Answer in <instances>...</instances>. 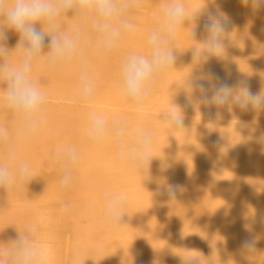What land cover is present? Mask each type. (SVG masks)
I'll use <instances>...</instances> for the list:
<instances>
[{"label":"bare ground","instance_id":"obj_1","mask_svg":"<svg viewBox=\"0 0 264 264\" xmlns=\"http://www.w3.org/2000/svg\"><path fill=\"white\" fill-rule=\"evenodd\" d=\"M171 2L141 0L140 9L130 12L133 36L106 59L97 55L90 19L72 13L60 17L66 34L79 28L86 38L82 47L96 81V95L90 107L80 102L78 62L53 71L45 58L37 60L30 77L46 101L43 126L31 140L16 136L19 117L6 106L5 77L0 75V127L9 131L7 145L0 146V164L15 172L20 162H26L32 174L44 168L23 183L13 182L7 192L0 189V218H5L0 220V233L5 235L0 236L6 242L8 234L12 236V247L17 234L23 233L21 225L28 224V219L22 218V223L20 215H14L29 213L22 215L35 217L25 225L32 222L34 227L37 222V246L49 250V264H61V250L55 249L60 236L56 231L45 233L55 224H51L53 212L60 204L69 214L63 264H264V109L249 105L245 110L235 99L244 83L251 92L264 94V6L257 8L243 0H181L186 16L172 44L174 64L159 75L137 107L124 99L121 65L131 52L150 56L147 37L161 26L163 11ZM208 13L230 20L219 35L218 52L204 48L210 35L203 29ZM43 30L51 34L48 25ZM19 40V34L9 30V54L3 61L10 68L20 66ZM197 49L200 55L194 57ZM209 70L234 86L224 104L206 105L200 102L201 93L188 86ZM212 83L219 86L214 78ZM90 111L107 117L110 124L119 120L127 125L124 158L110 140L97 145L89 139ZM163 112H182V127L169 128L161 120ZM138 130L154 136L142 170L127 159ZM69 146L82 159L73 171V186L66 190L61 183L63 165L54 156ZM10 151L16 154L15 161L9 160ZM41 188L47 189L42 193ZM38 191L47 195L45 199ZM121 195L125 214L122 225L114 228L104 215L105 199ZM245 240L255 242L254 250L242 246Z\"/></svg>","mask_w":264,"mask_h":264},{"label":"clouds","instance_id":"obj_2","mask_svg":"<svg viewBox=\"0 0 264 264\" xmlns=\"http://www.w3.org/2000/svg\"><path fill=\"white\" fill-rule=\"evenodd\" d=\"M243 3H251L257 8L264 6V0H243ZM140 7L141 0H0V75L5 77L3 87L6 90V106L19 117L16 131L18 139L28 141L35 138L44 123L42 108L46 95L30 77L33 64L40 58H45L48 68L53 71L78 62L81 68L77 90L79 100L84 106L90 107L95 99L96 81L88 70L89 60L82 47L86 38L79 28L66 34L59 18L72 13V16L90 19L92 31L96 35L97 55L106 59L118 49L123 40L133 36L135 25L130 12L139 10ZM185 16L186 9L181 0H172L163 11L161 26L153 29L147 37L150 56L131 52L123 61L122 92L127 102L137 107L142 106L153 82L173 66L176 58L172 44ZM38 24L42 27H38ZM45 24L51 28V34L43 30ZM229 24L230 20L227 18L208 13L203 22L204 31L210 34L204 42V48L208 52L220 50L219 35L228 29ZM9 30L19 34L17 46L23 48L18 68H10L3 61L9 54L6 45ZM45 48L47 52L44 51ZM199 55L200 50H194L193 56ZM213 78L219 83L218 87L212 83ZM188 86L193 92L198 90L201 93L200 102L209 106L226 103L234 87L221 81L210 70L205 76L190 80ZM240 87L241 95L235 99L241 108L247 110L251 105L257 110L264 109V94L251 92L246 83ZM161 115V120L169 128L173 125L182 127V112L178 115L163 112ZM88 119L89 139L97 145L110 140L117 147L121 158H124L129 136L127 125L119 120L110 124L107 117L95 111L89 112ZM8 140V129L0 127V146H6ZM153 144L152 132L138 130L127 153L128 161L139 165L142 170L144 162L149 161ZM16 159V154L10 151L9 160ZM54 159L64 168L61 181L63 188L70 189L73 186V171L79 167L82 159L80 153L74 146H69L58 149ZM32 171L26 162H20L15 172L0 164V189L7 192V187L13 182L23 183L31 177ZM172 194L175 195L174 189ZM124 203L123 195L105 199L104 215L114 228L122 225ZM13 242L14 246L6 253L7 259L0 260V264H49V250L37 246L31 232L24 235L18 233ZM254 244L252 240H245L242 246L251 251L254 250Z\"/></svg>","mask_w":264,"mask_h":264},{"label":"rangeland","instance_id":"obj_3","mask_svg":"<svg viewBox=\"0 0 264 264\" xmlns=\"http://www.w3.org/2000/svg\"><path fill=\"white\" fill-rule=\"evenodd\" d=\"M244 32H245V31H244ZM244 32H243V33H244ZM241 33H242V32H239V34H241ZM239 34H238V32H237V35H238V36H240ZM248 34H249V33H248ZM241 35H242V34H241ZM245 35L247 36V34H243V35H242L243 38H244ZM261 45L264 46V44H262V43H261ZM31 164L34 165V163H31ZM39 169H40V168H39ZM39 169H38V171H39ZM38 171H37V173L34 172V173L31 175V177H29V178H30V179L33 178L35 174H36L35 176L42 174L43 171H44V168H43V170H42V168L40 169V174L38 173ZM41 171H42V172H41ZM42 189H43V190H42ZM44 189H47V188H41V192H42V193H44V191H45ZM196 190H197V188L195 189V193H196ZM49 191H50V189H48V192H49ZM41 192L38 191V192H37V195H40V194H41L42 196H44V197H42V196H41V197H42L43 199H45V197L48 195L47 190H46L47 195H46V194H42ZM195 195H196V194H195ZM7 200H8V199H7ZM9 200H10V199H9ZM39 201L41 202V201H43V200L40 199ZM33 202H35V201H33ZM40 202H38V204H39ZM35 203H36V202H35ZM35 203H33V204H35ZM38 204L36 203V205H38ZM58 205H59V207H58L59 209L56 208L55 211H54L53 213H54V214L56 213V214H55V218H57L56 220H58L59 222L56 221V220L54 221V219H55V218H54V219L52 220L51 224L55 222L56 225H55V224H52L51 229L49 228V230H45V233H46V232H49L50 234H51V233H54V234H55L54 231H56V232H57L56 234H57L58 236H60L59 240H57L58 242H56L57 245L59 246V248H57L58 246L56 245V243L54 244V246H55V245L57 246V247L55 246V249H59V250H61V264H63L64 261H65L63 255L66 256V254H64L62 251H65L64 247L66 248V246H64V243H65L64 240L66 239V235H65V233H66L67 228H68L67 226L69 225V224H68L69 214H67V211H66L67 209H66V208H61V205H60V204H58ZM58 205H57V206H58ZM34 206H35V205H34ZM62 207H63V205H62ZM57 209H58V211H57ZM60 211H61V212H60ZM63 211H64V212H63ZM16 212H17V213H16V215H14V216L17 217L18 215H20L18 218H21L20 220H21L22 223H23V221H24V220H22V218H23V219L25 218L26 221H27V219H28V221H27L28 224H29V220L31 221L32 218H35V217L31 216V215H29V216L32 217L31 219H30V217H28V216H27V218H26V215L29 214V213L26 214V212H24V214H26L25 216H23L24 214H23L22 212H20L21 214L19 213V211H16ZM58 212H59V213H58ZM18 213H19V214H18ZM22 214H23V215H22ZM57 215H58V216H57ZM62 215H63V217H62ZM21 216H22V217H21ZM0 217H1V216H0ZM52 218H53V217H52ZM52 218L50 217V219H52ZM62 218H63L64 220H63ZM6 219H7V218H6ZM38 219H39V216H38ZM59 219H60V220H59ZM66 219H67V221H66ZM0 220L3 221V220H5V218H4V219L0 218ZM32 220H33V219H32ZM62 220L65 222V224L67 223L68 225H67V224L65 225L64 222H62ZM37 221H38V220H37ZM50 221H51V220H50ZM2 223H3V222H0V226L3 225ZM24 223L27 224L25 221H24ZM60 223H61V224H60ZM25 224H24V225H21V227L23 226L24 229H25V228L28 229L27 232H28V231L31 232V234H32V236H33V238H34V237H35V232H34V231H35V229L37 228V225H36L37 222H36V224H35L34 227L32 226V222L30 223L31 225H29V226H27L28 224H27V225H25ZM31 226H32V227H31ZM58 226H59V228H58ZM21 227H20V228H21ZM20 228H19V230H20ZM23 228H21V229H22L21 231H23V233H26V230L24 231ZM56 228H57V229H56ZM52 229H53V230H52ZM0 231L3 232V228H2V226L0 227ZM58 231H59V234H60V235L58 234ZM2 232H1L0 234L5 235V234L2 233ZM21 233H22V232H19L20 235H21ZM23 233H22V235H23ZM61 234H63V236H61ZM3 235L0 236V244L2 243V245H1L0 247H2V249H4V250L6 249V250H5V252H4L2 249H0V254L3 253V254H1V256H4V257H5V258H4V257H1V256H0V258H4V259H1V260H5V259H7L6 253L10 250V248H12V242H11V241H12V236L9 237L10 235L8 234V236H7V234H6L7 238L9 239V240H7V242H6V238H5V236H3ZM64 235H65V237H64ZM2 237H4V239H3ZM61 237H62V242L60 241V240H61ZM2 239H3V240H2ZM2 241H3V242H2ZM4 241H5V242H4ZM59 241H60V242H59ZM10 242H11V243H10ZM62 243H63V245H62ZM10 244H11V245H10ZM7 245H8L9 247H8ZM3 246H5V248H4ZM62 246H63V247H62ZM62 248H63L64 250H63ZM7 249H8V250H7ZM1 250H2V252H1ZM188 252H190V251L188 250ZM188 252L186 253L185 257H188V258H189L191 254H189ZM62 253H63V254H62ZM190 253H191V252H190ZM192 255H193V254H192ZM62 256H63V258H62ZM63 259H64V261H63Z\"/></svg>","mask_w":264,"mask_h":264}]
</instances>
